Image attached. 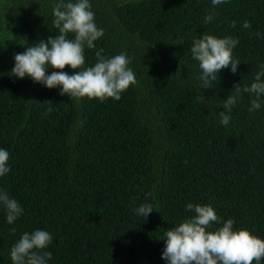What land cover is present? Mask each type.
I'll list each match as a JSON object with an SVG mask.
<instances>
[{
    "label": "trees",
    "instance_id": "obj_1",
    "mask_svg": "<svg viewBox=\"0 0 264 264\" xmlns=\"http://www.w3.org/2000/svg\"><path fill=\"white\" fill-rule=\"evenodd\" d=\"M58 2L0 0V149L11 169L0 189L23 208L9 224L0 205V264H12L13 245L36 229L52 236L48 264H168L165 231L194 215L189 203L213 207L219 221L208 231L231 219L234 231L264 240V97L249 111L255 97L243 91L264 65V0H89L104 35L85 46L84 68L98 51L124 53L136 77L118 101L11 76L15 54L59 35ZM205 34L239 41L237 72L222 69L209 89L190 51ZM230 95L237 103L225 126ZM145 203L147 219L134 213Z\"/></svg>",
    "mask_w": 264,
    "mask_h": 264
},
{
    "label": "clouds",
    "instance_id": "obj_2",
    "mask_svg": "<svg viewBox=\"0 0 264 264\" xmlns=\"http://www.w3.org/2000/svg\"><path fill=\"white\" fill-rule=\"evenodd\" d=\"M227 0H212L213 7L226 3ZM89 0H59L53 6V24L59 31L55 38L48 41L40 40L38 43L25 47L26 51L15 54V65L10 73L12 77L21 80L31 78L33 82L42 84L49 89L61 88L60 95L76 98L120 100L121 94L131 85L135 84L136 77L131 68L127 54H117L105 58L102 50L96 53L94 66L84 68L85 46L95 48V42L104 35L103 29L96 26L94 13L90 10ZM214 14L205 18V23L211 22ZM230 27H235L233 22ZM244 28L250 23L245 21ZM69 34L74 38L69 39ZM257 36L260 33H256ZM239 43L231 36L216 38L212 35H203L193 41L190 49L192 58L199 62L202 71L199 79L201 87L209 89L212 81L222 69L231 68L233 74L238 70L239 61L233 60L232 51ZM51 67L53 71L46 74ZM71 67L73 75L67 74L64 69ZM256 74L255 82L250 87L245 86L243 91L254 94L249 111L261 107V97H264V65ZM240 93V85L234 89ZM237 103V96L230 95L224 101L225 111L219 113L221 123L228 125L233 106ZM51 111V109H49ZM9 153L0 149V177L10 172ZM151 193L146 194L150 196ZM0 205L6 211V219L13 224L22 214L23 208L19 202L11 198L7 190L0 189ZM188 212L194 213L190 219H185L176 227L165 231V249L162 259L168 264H257L264 258V240L252 235L248 230H233L234 221L229 219L216 231L207 229L219 218L213 207L186 205ZM153 212L152 205L145 203L134 209V213L146 219ZM15 233V229H12ZM52 242L49 232L36 229L31 233L25 232L13 245L10 251L12 264H48L52 253L46 251Z\"/></svg>",
    "mask_w": 264,
    "mask_h": 264
}]
</instances>
